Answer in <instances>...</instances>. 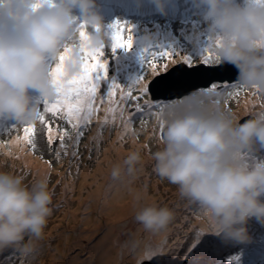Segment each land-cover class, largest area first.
<instances>
[{
	"label": "clouds",
	"instance_id": "obj_1",
	"mask_svg": "<svg viewBox=\"0 0 264 264\" xmlns=\"http://www.w3.org/2000/svg\"><path fill=\"white\" fill-rule=\"evenodd\" d=\"M153 3L163 11V0ZM193 3L202 10L216 61L233 66L241 85L264 91V0ZM102 25L96 0H0V117L18 125L38 121L41 103L58 95L53 70L60 56L63 79L78 75L84 59L80 45L89 50L104 45ZM81 26L88 29L86 41L81 40ZM136 87L129 96L138 95L141 104L159 99L152 98L151 83L144 86L149 98L140 92V84ZM164 125V147L153 153V171L203 210L208 231L221 242H248L249 222L264 225V157L253 155L256 144L264 148V114L240 123L230 113L201 104L171 110ZM131 134L125 131L122 138L126 141ZM140 162L138 151L128 153L113 165L111 178L131 182ZM52 196L46 176L28 186L22 176L0 172V250L14 248L23 255L35 251L53 212ZM173 215L169 207L149 203L134 218L145 231L158 234Z\"/></svg>",
	"mask_w": 264,
	"mask_h": 264
},
{
	"label": "rangeland",
	"instance_id": "obj_2",
	"mask_svg": "<svg viewBox=\"0 0 264 264\" xmlns=\"http://www.w3.org/2000/svg\"><path fill=\"white\" fill-rule=\"evenodd\" d=\"M109 10L110 9L108 7L104 6L101 10L97 11L100 13H109ZM102 27L107 33L104 47L102 49V51L105 52V49L108 50L111 48V42L108 35L111 30L104 24ZM199 29L200 28L195 29V36L193 40H188L185 44L180 46L177 45L178 49L175 51V54H178L182 48L188 49V47L195 41L194 39L196 38V33H198ZM85 31L87 33L88 29ZM174 34L177 35L178 33L174 30ZM195 44L200 45V42L196 41ZM158 46V49H162L163 52L165 46L161 43H158ZM195 51L197 53L200 52L198 50ZM103 58L104 54L98 57L99 62L105 63L102 60ZM211 61L216 60L213 59ZM211 61L209 62L210 64H215ZM163 63L164 64L161 66L159 71H148V74H146L140 82V87L145 86L147 83H154L155 87H158L156 86L157 84H162V86H167L168 88H172L175 91L179 90L178 92H180V95L177 97V99L180 100L178 103L179 107H177L176 104L167 105L164 108L163 116L157 120H154L152 116L147 117L151 120H147L146 123L144 116H142L140 121L138 119H134L133 113H127L128 107L123 104L124 97L121 98L118 107L116 109H112V116H108L104 119L106 115L104 114L105 111L103 110V107L106 109L107 105L105 102H102L101 106V102L97 101L100 92H97L94 96H92L91 110L87 108L88 103L86 102V98L80 97L76 99V95H68L67 99L69 104L72 103L76 107L79 103L81 105L80 110L87 108L83 113V117L86 115L89 116V119L91 116L94 117V120H88L86 125L82 122H78L74 126L78 129L84 127V135L81 138L85 143L83 144L84 158L89 153L88 147H90L93 143V140H91L92 137L96 139L100 135V132L96 133V130L97 128H101V121L104 122L105 120V123L109 128H115L117 126V131L114 138H112L114 141L110 140L97 142L98 145L95 148V155L93 156L92 154L87 162L82 163L81 160L79 161L77 158V155L72 154L70 159L74 162V164L68 166L69 171L72 169V172L67 174L69 178L64 179V181L58 180L55 181V183H51V173H49L50 169L43 168V163L40 162L41 160L38 155V150L40 146L44 149L49 146L50 141L53 139L52 137L55 133H57L56 123H60L64 126L61 129V135L69 132L70 126L76 122L75 115L71 117L68 115L70 106L66 108L65 112L62 114L61 106L57 108L55 106L58 105L51 106L50 102L47 105L45 103H41L40 116L43 117V120L38 119V121L33 124L18 125L11 119L0 117V172L22 176L24 178L25 185L28 186H31L37 179L46 176L48 178L49 190L53 194L51 205L53 212L48 218V223L44 230L45 232L49 229V236L47 234L48 232L44 233L42 239L38 242V248H35V252L30 254L32 255L31 257L29 255L21 254L14 248L0 250V264H99V261L101 260H108L107 264H145L146 262L149 264H164L166 259L165 253H167L166 251H171L170 254L174 257V259L167 264H181V261H176L175 258H178L181 254L184 255L186 253L184 252V242L186 244V239L184 236L176 237V235L172 234L177 227H182L183 230L181 233L189 237V239H187L188 250L190 249V254L194 256V258L191 259L195 260L191 263L198 261L197 256L199 253L202 264H209L204 262L202 252H197L198 249L201 251L204 246L200 244V241H202L203 244L211 245V242L214 239L211 236V232L208 231L209 222L207 216L196 203L189 201L186 197L180 194L178 186L170 184L166 179H161L153 171L155 163L153 160V153L162 150L164 147L163 133L166 114L173 109H182L187 106L201 105L200 103H197L195 99L188 100L185 98L200 97L201 99L204 97L205 91L198 90L192 95L191 91L185 92L187 89L184 85H181L180 81L173 79L174 74H182L181 68L183 67H176V70L178 71L160 79V77L169 74L171 69L169 71L167 69L174 64L172 60ZM181 63L185 66H189L190 64V62L184 63L183 61ZM163 72L165 73L159 76V74ZM95 75L96 74L94 73L93 76L95 77ZM100 75L101 79L105 77L103 72H101ZM157 76H159V79L156 78ZM232 89L234 90L233 97L229 99L231 104L229 107H221L218 110L232 114L237 120H240V123H243L246 119H248L244 118L245 115L251 113L252 111L259 114L264 108V91L243 85H233ZM159 91L160 90L157 89V91L152 95V98H157ZM190 94L191 97H189ZM206 95L211 96L213 95V92H208ZM56 101V103L61 104V100L59 98H56ZM213 105L214 104H208L207 106L213 107ZM132 108L133 107L131 106L129 109ZM147 108L148 107H146V109ZM146 109H144V111ZM242 111L245 112L242 113ZM52 118H54V124L48 123L52 120ZM152 120L154 121L152 122ZM107 121L111 122V124H108ZM161 122H163L164 125L163 129H161ZM132 123H134L133 126H131ZM120 126L122 130L118 131ZM28 127L33 129L32 133L25 132V129ZM122 131H127L128 133L132 131V133H135L138 139L136 137H131V143L134 147V151L137 150L140 153V156L142 155L145 157V163H140L141 171L137 172L138 179H141V190L145 192V197L137 201V203H139L138 208L145 204L156 203L159 206H167L173 210V219L168 228L162 233L154 234L147 232L136 222L133 228V234L134 232L136 234L134 236L131 235V232L129 231L130 228L127 230V224L130 219L135 217V212L138 208H133L134 212L121 220L111 221L109 213L114 210V207L119 205L118 203L121 199L115 203V206L110 207L109 210L107 208L106 210L104 201H111L112 195L115 194L117 190H123L126 188L128 182L114 181L110 175L112 169H110L104 176L97 175L96 169L100 166L102 168L110 166L107 162H103L101 156L105 158L106 147L110 144H114V146L120 144V135ZM76 136H79V134L77 133ZM57 137L61 136L58 134ZM140 138L142 140H139ZM28 139L31 140V143L28 142ZM106 140H109V137H107ZM37 142H39L40 145H38ZM55 145L56 143H53V146ZM84 145L87 146V149ZM257 146L258 144L254 146L255 151ZM24 147H26V153H24V155H22L23 157H21V149ZM255 151L253 152V155L255 154ZM25 160H27L26 163L24 162ZM69 162L70 160L66 163V165H68ZM34 163H38L40 166L33 167ZM88 167L89 169H87ZM75 176L78 177V179L72 178ZM82 181L86 183H82ZM90 185L92 186L91 191V188L89 187ZM97 185H100V192H102L99 198L96 197V200L99 201L98 204L93 202L94 199L86 198L89 193L94 192L96 187H98ZM175 208L181 209L180 212L176 211ZM176 215H178V217ZM183 217L189 219V222L185 227L182 225V222L185 219ZM54 222H56L55 228ZM64 238L68 239L67 241L61 243L64 247L59 246L56 248V244L60 245V242ZM76 239L79 241L73 242V240ZM124 242L130 243V252H124L123 245L128 246V244ZM143 243L145 244L143 245ZM47 244L50 245L48 246ZM95 245H97L108 257L114 256L116 253V258L107 259L103 257L104 254L96 252L93 249ZM50 246L51 249H49ZM234 246L235 243H233V247ZM154 251L157 254L152 255L151 253ZM123 254H125V257ZM22 256L23 259H17V257ZM26 256L29 258L26 259ZM239 256L240 263H242L243 258L241 257V254H239ZM223 257L224 255H221L218 258V263H222V259L229 260ZM73 259L74 261L76 260L75 263L71 262ZM182 263H184V261Z\"/></svg>",
	"mask_w": 264,
	"mask_h": 264
},
{
	"label": "trees",
	"instance_id": "obj_3",
	"mask_svg": "<svg viewBox=\"0 0 264 264\" xmlns=\"http://www.w3.org/2000/svg\"><path fill=\"white\" fill-rule=\"evenodd\" d=\"M164 1H166L169 4L174 5L176 7V4L174 1L173 2H170V0H164ZM150 2H153V0H150ZM129 25H131V29H132L131 34L133 36L132 48L130 50H127V51H125L122 48H117L115 50V52H112L111 48H109L108 50L105 49L104 50L105 52H103L104 58L102 60H103V62H105L107 64L106 77L104 79H100L98 81V84L96 85L97 86L96 90L98 92H101V94L97 98V101L101 102V104H100L101 106H102V102H106L107 103L106 105H109L108 101L110 99H105V97L110 95L111 100H112V104H114V108L116 109L118 107L119 102L121 100V98L119 97V95H120V91L118 90L119 87L114 88L112 85H113V83H115L116 85L120 86L121 79L124 76L123 74L125 73L126 75H128L127 72H130L132 67H135V71H134L135 73L144 74L145 72L150 70L149 65H152L155 69H159L163 65V62L158 61V58L155 56V53H154V45L155 44H153L151 42L148 46V50L146 51V49H147L146 45L143 47H140V46H138V44H135V43H137L138 40L140 42L143 41L145 38H147V35H152V37L158 35L159 33L165 31L166 27L163 24H149L146 26L148 28V30H143L144 26H145L143 24H141L139 26V25L131 23ZM205 30L206 29H199L198 30V32L200 33L199 35H201ZM177 32L180 33V38L177 40V45H179V46L182 44H185L188 40H193V38L195 36V34H194L195 30L191 29L190 25L182 28L181 30H177ZM127 34H128V32H127ZM197 35L198 34L196 33V36ZM199 35L196 39L203 41V39ZM134 44H135V46H134ZM205 44L211 45L209 43H205ZM191 45L188 47V49L191 47ZM209 49L210 50L207 53L211 57L210 54L214 53V51L211 50L212 47H209ZM204 56H207V55H204ZM147 59H151L152 61L147 60ZM171 59H172L173 63L177 60V59H173L172 52H171ZM89 61H90V58H89ZM134 61H136V62L131 65V63ZM190 62L195 63L196 60L190 61ZM58 63H59V61H58ZM224 87H225V89H222L219 91L220 95L224 94L225 92H228L229 94L232 92L228 88V85H226ZM135 89L138 90L137 87H135ZM143 95H144V98H149L148 97L149 94L147 93V91L145 93H143ZM232 97H233V94L230 95L228 98H227V96L219 97L215 101V103L219 108L223 107L222 104H224L225 102H230L229 99ZM67 101H68V99H67ZM110 103H111V101H110ZM61 108H62L61 113L63 114V112H65V109H66L63 106V102L61 103ZM103 109H104V107H103ZM58 117L61 119V117L59 115H58ZM93 120H94V117L91 116L89 121H93ZM48 123L54 124V118H52V120ZM107 123L111 124V122H107ZM62 127H64V126L61 125L60 123H56V132L61 137H56V135H58V134L55 133L54 136L52 137L53 139L49 143V146H47V148H45V149L40 146V148L38 150V155H39V158L41 160L40 162L43 163L42 164L43 168H49L50 169L49 173H51V175H50V181H52L51 183H55V181H58V180L64 181V179L69 178L67 176V174L72 172V169L69 171L68 166H71L72 164H74V162L70 159L72 154L75 153V155H77V158L79 159V161L81 160L82 163L87 162V160L91 157L92 154H93V156L95 155V152H96L95 148L98 145L97 142L98 141L105 142V141H110V140L114 141V139H112V138H114L116 131H117V126L115 128H109L106 125L105 121L104 122L101 121V126H100L101 128H97V130H96V133L100 132V135L96 139L94 137H92L91 140H93V143L90 147H88L89 153L84 158L83 144H85V143H84L83 139H80L78 136H76L77 131H80V129L74 127V125H71L69 132L63 133L61 135ZM119 130H120V128H118V131ZM107 137H109V140H106ZM124 138L125 137L122 138L119 145L118 144L115 146H114V144H112V145L116 148H121L122 156L125 158L126 155L134 147H133L130 140L125 141ZM61 141H63V147H61ZM37 143H38V145H40L39 142H37ZM53 143H56V145L53 146ZM72 146H73V148H72ZM84 146L87 149V146L86 145H84ZM108 147H106V148H108ZM25 148L26 147L21 149V157H23L22 155H24V153H26ZM61 154H62V156H61ZM108 156L111 159L110 161H114L113 159H115L116 153L113 150H111L110 152H108ZM98 158H100V157H98ZM101 158L103 159V162H105L106 159L102 156H101ZM69 160H70V162L68 163V165H66V163ZM41 163H39V164H41ZM140 163H145V160L142 158V161ZM45 164H47L48 166ZM51 167H52V169H51ZM87 169H89V167ZM72 178L78 179V177H76V176L72 177ZM183 218H185V219L183 220L182 225H183V227H185L189 221L186 217H183ZM54 223H55V225H54V228H55L56 222H54ZM182 230H183V228H178L172 234L176 235V237H180V236L185 237L186 244L184 242V246H185L184 252H186V253L184 255L181 254V256L178 258H175V260L176 261L180 260L181 263L184 260H186L189 264L195 260H192L194 258V256H192L190 254V249L188 250L187 239H189V237H187L186 235L181 233ZM47 245L49 246L50 244H47ZM38 246L39 245L37 242L36 248H38ZM55 247L57 248V244ZM49 249H51V246ZM29 256L31 257L32 255H29ZM168 257L170 258V260L174 259V257L171 254H169ZM25 258L27 259L29 257L26 256Z\"/></svg>",
	"mask_w": 264,
	"mask_h": 264
},
{
	"label": "snow or ice",
	"instance_id": "obj_4",
	"mask_svg": "<svg viewBox=\"0 0 264 264\" xmlns=\"http://www.w3.org/2000/svg\"><path fill=\"white\" fill-rule=\"evenodd\" d=\"M127 25V36H125V28ZM110 33H108L109 38L111 40V51L115 52L117 48H122L125 51L130 50L133 44V36L131 34V25H128L124 22L120 21H114L111 25H109ZM99 30V29H97ZM80 37L82 41L87 40V33L84 30V26H81L80 30ZM81 50L84 53V59H83V65H82V71L68 79H63L62 74V66H63V60L64 55L62 54L59 58L60 62L56 65V67L53 70V76L55 80L58 82V96L67 97L69 94H75L77 97H84L86 98V102L88 103V109L91 110V99L92 95L96 92V84L94 81H98L101 79L100 73L103 72L104 76L106 77V63H101L98 60V57L103 55V47L104 45H101L98 48L89 50L85 43H81ZM68 49H65V52H67ZM205 51H208V49H205ZM159 55L161 56H168L169 53L167 51L161 52ZM90 58V61H89ZM213 57L210 56H204L202 62L208 63ZM216 60V58L214 57ZM191 61V57H185V62L189 63ZM96 74L95 77L93 74ZM140 77L137 79V82L140 81ZM114 88L119 87L115 83L112 85ZM216 85H213L211 89H208L206 91H215ZM140 92L145 93L147 91L146 87L141 86ZM59 102V100H58ZM146 103H151L150 101ZM47 105V102H45ZM80 104L78 103L75 107V110L70 106L68 115L71 117L79 112L80 110ZM39 119L43 120L42 116H39ZM163 122H161V129H163ZM33 129L31 127H28L25 129L26 133H32ZM82 134V133H81ZM28 142L31 143V140L28 139ZM61 147H63V141H61ZM75 155V153H74ZM152 255L157 254L155 251L151 253Z\"/></svg>",
	"mask_w": 264,
	"mask_h": 264
},
{
	"label": "bare ground",
	"instance_id": "obj_5",
	"mask_svg": "<svg viewBox=\"0 0 264 264\" xmlns=\"http://www.w3.org/2000/svg\"><path fill=\"white\" fill-rule=\"evenodd\" d=\"M145 1L146 0H144L142 3H145ZM160 61H163V60H161L160 59ZM185 76L183 75V73L181 74V73H177L176 75H173V79L174 80H178V79H182V78H184ZM156 86H158V87H156V88H159V89H161L162 87H164V86H162V84L160 85V84H157ZM169 86V85H168ZM155 88V87H154ZM72 107V106H71ZM64 108H68V107H64ZM73 108V110H75V107H72ZM75 117H76V115H75ZM77 118V117H76ZM161 147V146H160ZM111 150H113L115 153H116V157H115V159H114V161H110L111 159H110V157L108 156V152H110ZM132 151H134V148H132L131 149V151L130 152H132ZM137 151V150H136ZM142 156V155H141ZM142 158L145 160V157L144 156H142ZM106 159V160H105ZM105 162H107V164H110V166H108V167H106V168H102L101 166L100 167H98V169H96V173H97V175H100V176H104V175H106L107 174V172L110 170V169H112V167H113V165L114 164H116V163H118V162H121L122 161V159H123V156H122V151H121V148H116V147H114L112 144H110L109 145V147L106 149V156H105ZM25 163L27 162V160H25L24 161ZM37 166H39L38 165V163H34L33 164V167H37ZM142 169H144V168H142ZM139 171H141V166L139 167ZM142 171H145V170H142ZM140 173V172H139ZM141 179H138V177H137V174L135 175V177L134 178H132L131 179V182H128V185H127V187L126 188H124L123 190L122 189H120V190H117L116 192H115V194H113L112 195V199H111V201H107V202H105L104 201V203H105V206H106V210H107V208H108V210H109V208L110 207H113V206H115V203L118 201V200H120L121 199V201L117 204L118 206H116V207H114V210L112 211V212H110L109 213V216H110V220L111 221H118V220H121V219H123V218H125L126 216H129V215H131V213H133L134 212V210H133V208L134 209H137L138 208V205H139V203H137V201H139V200H137L136 199V197L139 195L141 198H143V197H145V192L144 191H142L141 190V181H140ZM82 183H86V182H83L82 181ZM98 187H96V189L94 190V192L93 193H89L87 196H86V198H89V199H94V203H96V204H98V202L99 201H97L96 200V197L97 198H99V196L101 195V193L102 192H100V185H97ZM91 189H90V191L92 190V186L90 185L89 186ZM106 200V199H105ZM84 201V200H83ZM79 202H81V201H79ZM196 218V217H195ZM205 221V220H204ZM135 223H136V221H135V218H132V219H130L129 220V223L127 224V230L130 228V232H131V235H135L136 233L134 232V234H133V228H134V226H135ZM49 231V229H47V231H45L44 233H47ZM258 231H260V230H256V233L258 232ZM48 234V236H49V234H50V232H48L47 233ZM127 235H128V233H127ZM116 239V238H115ZM68 239L67 238H64L61 242H60V245H57V248L59 247V246H62V247H64V245H62L61 243H63V242H65V241H67ZM79 240L78 239H76V240H73V242H78ZM124 243H126V244H128V246H125V245H123L124 246V252H130V243H128V242H124ZM145 243H143V245H144ZM250 248H252L253 250H255L256 252H259V249L258 248H256V249H254L253 247H250ZM93 249L96 251V252H101L102 254H104L102 251H101V249L97 246V245H95L94 247H93ZM142 250H143V248H142ZM147 250V249H146ZM216 250H218V249H216ZM91 251L93 252V250L91 249ZM133 252V251H132ZM141 252V251H140ZM220 252V251H219ZM111 253V252H110ZM218 253H216V254H213V255H211V256H209L207 259H209V258H211V257H215L216 255H217ZM123 256L125 257V254H123ZM103 257H105V258H107V259H115L116 258V253H115V255L114 256H110V257H108V256H106L105 254L103 255ZM207 261V260H206ZM212 261V259H210V262ZM72 263H75L76 262V260L74 261V259L71 261ZM107 262H108V260H101V261H99V264H107Z\"/></svg>",
	"mask_w": 264,
	"mask_h": 264
},
{
	"label": "water",
	"instance_id": "obj_6",
	"mask_svg": "<svg viewBox=\"0 0 264 264\" xmlns=\"http://www.w3.org/2000/svg\"><path fill=\"white\" fill-rule=\"evenodd\" d=\"M176 67H183L181 68L182 73H184V78L178 79L177 81H180L181 85H184L187 91H193L197 88L206 87L214 82L216 83H232L237 82V70L228 64H219V65H212V66H205L203 64H199L198 66H194L192 68H187L185 65L175 66L174 68L169 71V74L163 77H160V79H163L164 77L169 76L170 74H174L173 72L178 71L176 70ZM193 71V72H192ZM175 75V74H174ZM159 79V78H158ZM151 91L152 94H154L157 89L153 83H151ZM155 87V88H154ZM158 97L159 98H177L180 95V92L173 90L172 88H161L159 89ZM178 92V93H177ZM184 92V93H185Z\"/></svg>",
	"mask_w": 264,
	"mask_h": 264
}]
</instances>
